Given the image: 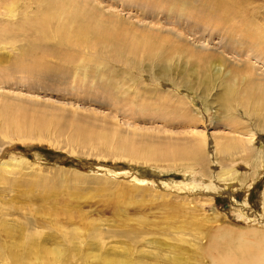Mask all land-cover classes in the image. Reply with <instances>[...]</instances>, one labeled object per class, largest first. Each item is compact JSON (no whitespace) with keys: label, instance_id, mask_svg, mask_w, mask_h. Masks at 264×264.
I'll return each mask as SVG.
<instances>
[{"label":"rangeland","instance_id":"rangeland-1","mask_svg":"<svg viewBox=\"0 0 264 264\" xmlns=\"http://www.w3.org/2000/svg\"><path fill=\"white\" fill-rule=\"evenodd\" d=\"M64 1L83 9L80 45L19 32L46 1L0 0V264L20 248L125 256L91 232L138 264H212L219 231L264 245V172L247 178L264 164V0H222L225 23L207 0ZM32 224L41 245L24 243Z\"/></svg>","mask_w":264,"mask_h":264},{"label":"bare ground","instance_id":"bare-ground-1","mask_svg":"<svg viewBox=\"0 0 264 264\" xmlns=\"http://www.w3.org/2000/svg\"><path fill=\"white\" fill-rule=\"evenodd\" d=\"M41 1H46L48 6L40 8L41 9L40 11H38L39 10L38 9L37 10L38 12L35 13L34 16H31V17L27 16V20H26L27 23L25 21L23 23L20 22L19 27H18L19 32L27 31L28 34H35V36H38V38L40 37L41 39H43L44 36H47L48 38L56 39L57 41L60 42V44L74 43V44L80 45L84 43L82 34L84 33L86 27H82L81 24H79L77 28H74V24L77 21V18H79L78 16L82 15L83 13V9L80 8L79 5H76V3H73V2L67 4L64 0H41ZM207 1L208 3L212 4L211 10L213 11L211 12V14L213 15V19H215L218 22L225 23L227 20L226 14L227 15L233 14V11L229 10L228 4L225 1H222V0H207ZM5 2H6V5H5L6 8H8V10L12 12V10L15 9L14 4H16L17 0H5ZM217 11L220 12V16L216 14ZM254 29H256V27H254ZM82 30H83V33H82ZM247 32L249 33H246V34H248L251 39H260V37L263 35L262 34L263 31H258V30H253V29H247ZM74 44H72L71 46H73ZM33 63H34L35 68H39L40 59L34 60ZM20 68H24V69L27 68L28 70H31L32 66H29L26 63H22V66ZM255 95H256L255 97H252V99L254 100L253 103L257 104L260 101H264V99L260 97L261 95H257V94ZM204 142L206 145L207 144L206 137L204 138ZM197 144L199 145V142H197L196 145ZM239 145L231 144L230 146L227 145V147L229 148L227 147L225 148L223 146L221 147L225 148V150L226 149L230 150V152L232 150V153L242 152L241 155L245 156L243 160L246 163L249 161V163H251V166L255 165L257 161L254 160L253 158L254 156L257 155L255 152L259 153V151H256V149L252 148V149H249L248 150L249 152H248L246 150L247 148L245 149V146H244V149L241 152H239L240 151L238 150ZM194 156L197 157L199 161H203V162L208 161L209 159L208 155L206 154L205 148L203 149L201 146L195 150ZM259 166H260L258 167L259 170H257L258 168L256 169L257 171L255 172L251 170L252 172H249V175H247L245 172L243 173L242 176H240L238 174L239 172L234 171L233 168L225 170L224 174H228L227 178L230 177V179H233V180L236 179V177L237 178L239 177V179H241L243 182L245 181V179L243 178H246V175H247L248 182L252 183L254 178L258 177L259 174L261 175L264 172V164H260ZM219 178L220 180H223V182L224 181L226 182L227 178L225 179V177H223V173H220ZM141 182L144 183L142 180ZM225 185H228V184H225ZM34 225L36 224L29 225L26 228V231L28 233L24 237L25 239H28V242H24V243L26 244L36 243L38 245H41L42 243H44L41 239H42V236H44L45 231L42 232ZM76 231H74L70 235L71 237H73L72 240H74V242H76L75 240L79 238L78 236H76L77 235ZM90 234L92 235V238L91 239L89 238L90 242H93L92 244H95L96 247L100 248L102 250L100 251L101 253L120 251L121 254L125 253L123 254L125 256H122V259L120 261H115L114 259L104 260L102 259V256H100L101 254L94 257L93 255H87L84 252L86 254V258L83 259L85 264L87 263H90V264H138L133 258L134 251L127 249V248H122V247L120 248L119 246H111V248H109L105 235L102 232H99V233L91 232ZM230 239H231V236L228 234H223L222 231H219V233H215L214 239L211 240L209 244V248L206 250V254L210 258L209 260L211 261L212 264H264V247H261L264 245L261 240L259 239H256L254 241L251 240L253 241V243L256 244V245H253L252 242H246L247 239H242V237H239L237 241L236 239H234L233 241ZM77 242L82 243L81 240ZM230 242L233 248L229 247ZM79 247L80 248H77V249L82 252L83 247L81 246ZM256 247H260L261 250L253 251V249ZM9 248H10V245L8 247H5V246L1 247L0 253H4V252L7 253ZM246 252L249 256L246 255ZM65 253H67V251L63 249L61 246L47 248L44 254L42 255L37 254L36 250L34 251L31 250V252H28L26 251L25 248H20V250L17 251L16 255L14 256V259H12L11 261H8L7 259H5L1 262L2 264H15L16 262H18L19 264H72L66 258ZM28 257L30 259H28Z\"/></svg>","mask_w":264,"mask_h":264}]
</instances>
